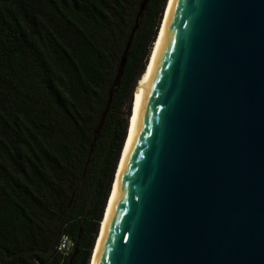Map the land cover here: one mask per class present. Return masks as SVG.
<instances>
[{
  "label": "water",
  "instance_id": "obj_1",
  "mask_svg": "<svg viewBox=\"0 0 264 264\" xmlns=\"http://www.w3.org/2000/svg\"><path fill=\"white\" fill-rule=\"evenodd\" d=\"M109 197L90 264H264V0H171Z\"/></svg>",
  "mask_w": 264,
  "mask_h": 264
},
{
  "label": "trees",
  "instance_id": "obj_2",
  "mask_svg": "<svg viewBox=\"0 0 264 264\" xmlns=\"http://www.w3.org/2000/svg\"><path fill=\"white\" fill-rule=\"evenodd\" d=\"M144 3L0 0V264L90 263L168 0Z\"/></svg>",
  "mask_w": 264,
  "mask_h": 264
},
{
  "label": "bare ground",
  "instance_id": "obj_3",
  "mask_svg": "<svg viewBox=\"0 0 264 264\" xmlns=\"http://www.w3.org/2000/svg\"><path fill=\"white\" fill-rule=\"evenodd\" d=\"M170 3H171V0H168V4H167V7H166V11H165V14H164V17H163V20H162V23H161V27H160V30H159V34H158V37H157V40L156 42L154 43V46H153V49H152V52H151V55H150V60H149V63H148V66L146 68V71L145 73L143 74L142 78L140 79L139 83L137 84V87H136V92H135V98H134V101H133V114H132V117H131V121H130V126H129V131H128V137H127V140H126V143H125V146H124V149H123V152H122V156H123V153H124V150H125V147H126V144H127V141L129 139V135H130V131H131V127H132V123H133V118H134V114H135V110H136V105H137V100H138V96H139V93L141 91V88H142V85H143V82L145 80V77H146V74L150 68V65H151V62H152V59H153V56H154V52H155V49H156V46H157V43H158V40H159V37H160V34H161V31H162V28H163V25H164V22H165V19H166V16H167V13H168V10H169V6H170ZM122 156H121V159H122ZM121 162V160H120ZM120 165V163H119ZM119 168V166H118ZM118 171V170H117ZM117 174V173H116ZM116 178V176H115ZM115 182V181H114ZM114 186V185H113ZM110 200V199H109ZM109 203V202H108ZM108 206V205H107ZM107 210V208H106ZM106 213V211H105ZM105 217V216H104ZM104 220V219H103ZM103 223V222H102ZM102 226V224H101ZM101 229V228H100ZM98 239V238H97ZM97 242V241H96ZM96 246V245H95ZM95 249V248H94ZM94 253V251H93ZM93 256V254H92ZM92 260V258H91ZM91 263V262H90Z\"/></svg>",
  "mask_w": 264,
  "mask_h": 264
},
{
  "label": "built area",
  "instance_id": "obj_4",
  "mask_svg": "<svg viewBox=\"0 0 264 264\" xmlns=\"http://www.w3.org/2000/svg\"><path fill=\"white\" fill-rule=\"evenodd\" d=\"M74 247L75 244L73 240L69 236L64 235L58 246V251L63 255H69L73 251Z\"/></svg>",
  "mask_w": 264,
  "mask_h": 264
},
{
  "label": "rangeland",
  "instance_id": "obj_5",
  "mask_svg": "<svg viewBox=\"0 0 264 264\" xmlns=\"http://www.w3.org/2000/svg\"><path fill=\"white\" fill-rule=\"evenodd\" d=\"M167 5V4H166ZM166 9V8H165ZM164 16V15H163ZM163 19V18H162ZM161 23H162V21H161ZM160 27H161V25H160ZM136 32V31H135ZM158 33H159V31H158ZM136 87H137V85H136ZM136 87H135V90H134V93H133V98H135V92H136ZM133 106H134V104L132 105V112H131V116H130V118H128V116H126V118L128 119V130H129V126H130V121H131V117H132V114H133ZM124 112H127V110L126 109H124ZM127 136H128V134H127ZM115 179V178H114ZM112 191V190H111ZM111 195V194H110ZM110 198V197H109ZM108 202H109V200H108ZM108 204V203H107ZM105 215V214H104ZM91 262V261H90ZM90 264V263H89Z\"/></svg>",
  "mask_w": 264,
  "mask_h": 264
}]
</instances>
